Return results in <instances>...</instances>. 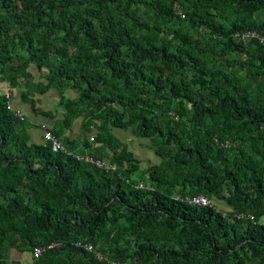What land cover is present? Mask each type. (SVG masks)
Wrapping results in <instances>:
<instances>
[{
    "label": "trees",
    "instance_id": "1",
    "mask_svg": "<svg viewBox=\"0 0 264 264\" xmlns=\"http://www.w3.org/2000/svg\"><path fill=\"white\" fill-rule=\"evenodd\" d=\"M249 31L264 36V0H0L2 81L25 102L77 92L64 125L100 132L67 153L28 145L0 97V264L51 243L33 264H264V44ZM113 129L161 162L143 168ZM199 195L225 210L185 200Z\"/></svg>",
    "mask_w": 264,
    "mask_h": 264
},
{
    "label": "crops",
    "instance_id": "2",
    "mask_svg": "<svg viewBox=\"0 0 264 264\" xmlns=\"http://www.w3.org/2000/svg\"><path fill=\"white\" fill-rule=\"evenodd\" d=\"M28 71L32 74L33 78L37 82H44L47 71H38L35 66H30ZM11 89V107L15 112H21L25 116V128L28 136V145H42L46 141L44 139L45 130L49 129L53 133L58 132L57 137L61 142H75L82 144L87 139L88 144L94 147L96 138L99 135L97 128L85 129V122L83 117H79L70 126H65L64 122L66 119L63 107L60 104L62 94L67 99L75 100L79 98V94L71 89H66L64 93L56 89H50L44 94H32L26 97L28 102H25L23 97L27 89L24 86L17 88H11L5 81H2L0 77V97L7 95ZM98 124H100L98 122ZM112 135L119 141L129 146V150L135 155V157L141 161L142 167H145L142 160L143 153H145V146L149 145V141L144 139L136 138L131 130L113 129ZM134 136V137H133ZM144 141L145 144L143 146ZM149 147V146H148ZM85 149V148H83ZM148 150V149H147ZM110 152V151H108ZM111 155L113 154L110 152ZM154 153V152H153ZM220 204H215L220 210ZM224 210V209H223ZM10 260L20 264H33L32 254L30 252L20 251L13 247L10 249Z\"/></svg>",
    "mask_w": 264,
    "mask_h": 264
},
{
    "label": "built area",
    "instance_id": "3",
    "mask_svg": "<svg viewBox=\"0 0 264 264\" xmlns=\"http://www.w3.org/2000/svg\"><path fill=\"white\" fill-rule=\"evenodd\" d=\"M242 38L243 39L256 38V39H259L260 42L264 44V36H260L258 33H255V32L249 31V32L243 34ZM10 96H11V93L9 92L7 94V98H10ZM16 117L23 120V114H21V113H17ZM45 140L50 141L51 147H52L54 152L61 151V152L67 153L65 147L62 145V142L58 138H56L52 134V132L47 131L45 133ZM68 154L70 155V153H68ZM78 159L85 160L86 162H90L92 164H95L97 167L102 168V169L110 170L112 168V166L110 164H107L106 162L100 161L98 159H92V158L86 157V156H79ZM186 201L191 205H198V206H205V207L212 206V202L204 196H196V197H192V198H186ZM237 218L238 219H246L249 221H254V218L252 215L245 214V213L238 214ZM75 245L79 248L84 249L87 252L95 253V257L97 259H99L100 261H105L104 255L101 252L95 251L94 247L91 244L76 243ZM56 246H59V245L58 244H51L50 246H48V248L51 249V248H54ZM42 252H43V249L36 248L34 253H33L34 258H39L41 256ZM109 264H127V263L119 262V261H111V262H109Z\"/></svg>",
    "mask_w": 264,
    "mask_h": 264
},
{
    "label": "clouds",
    "instance_id": "4",
    "mask_svg": "<svg viewBox=\"0 0 264 264\" xmlns=\"http://www.w3.org/2000/svg\"><path fill=\"white\" fill-rule=\"evenodd\" d=\"M45 82V81H44ZM10 91H8V93L10 92L11 93V89H9ZM7 93V94H8ZM5 97L7 98V95H5ZM11 97V96H10ZM10 109L12 110V108H11V106H10ZM13 112L15 113V116H16V114L17 113H21V112H15L14 110H13ZM21 114H23V113H21ZM24 115H23V120H21V121H24ZM47 131H50V132H52V134L57 138V136L53 133V131H51V130H49V129H46L45 130V133L47 132ZM44 139H45V134H44ZM146 140V139H145ZM156 154V153H155ZM157 155V154H156ZM82 156H86V155H82ZM86 157H89V156H86ZM158 158H159V156H157ZM90 158H92V157H90ZM92 159H98V158H92ZM98 160H100V161H103V162H106L107 164H110L111 166H112V168L110 169V170H106V169H102V168H99V167H97L95 164H92V163H90V162H87V163H90V164H92V165H94L95 167H97L98 169H102V170H104V171H106V172H109V171H111V170H114L115 169V167L112 165V163L109 161V160H101V159H98ZM83 161H85V160H83ZM160 161H161V159H160ZM86 162V161H85ZM141 162V161H140ZM141 166H142V163H141ZM143 186V185H142ZM199 196H203V195H199ZM196 197V196H195ZM205 197V196H204ZM192 198V197H191ZM208 199V198H207ZM185 200H186V198H185ZM211 201V200H210ZM212 202V201H211ZM214 205H215V203H213L212 202V206H210V207H214ZM205 207V206H204ZM252 222H254V221H252ZM51 244H58L59 246H56V247H54V248H51V249H49L48 248V246H50ZM51 244H49V245H47V246H41V247H37V248H41V249H43V252H42V254H41V256L40 257H42V255L47 251V250H53V249H56V248H58V247H61L62 246V244L61 243H51ZM87 244H89V243H87ZM92 245V244H91ZM93 246V245H92ZM94 247V246H93ZM36 249V248H35ZM35 249L32 251V252H30L31 254H32V258H33V260H36V259H39V258H34V256H33V253H34V251H35ZM94 249H95V247H94ZM95 251H97L96 249H95ZM87 252V251H86ZM97 252H99V251H97ZM90 253V252H89ZM94 255H95V253H93ZM34 262V261H33Z\"/></svg>",
    "mask_w": 264,
    "mask_h": 264
},
{
    "label": "rangeland",
    "instance_id": "5",
    "mask_svg": "<svg viewBox=\"0 0 264 264\" xmlns=\"http://www.w3.org/2000/svg\"><path fill=\"white\" fill-rule=\"evenodd\" d=\"M134 137V136H133ZM145 140V139H144ZM146 141V140H145ZM148 141V140H147ZM141 143H143V146H144V144H145V142L144 141H141ZM149 146V147H148ZM148 146H145L147 149H145V153H143L142 151H141V153L143 154V158H142V160H144L145 162H143V164L145 165V167H151V166H156V165H158L161 161H160V158H158L157 157V155L155 154V151L154 150H152L151 148H150V143H149V145ZM154 152V153H153ZM79 156H82L81 154H79V155H77L76 156V158L78 159V157ZM78 160H80V159H78ZM217 204H219V203H217ZM220 207L222 208V209H224L225 210V206H224V204L222 203V204H220Z\"/></svg>",
    "mask_w": 264,
    "mask_h": 264
}]
</instances>
